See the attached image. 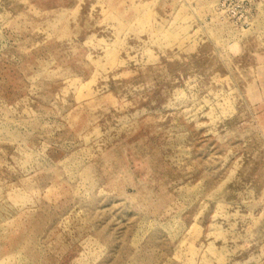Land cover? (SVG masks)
<instances>
[{
    "label": "rangeland",
    "instance_id": "1",
    "mask_svg": "<svg viewBox=\"0 0 264 264\" xmlns=\"http://www.w3.org/2000/svg\"><path fill=\"white\" fill-rule=\"evenodd\" d=\"M0 0V264H264V0Z\"/></svg>",
    "mask_w": 264,
    "mask_h": 264
},
{
    "label": "built area",
    "instance_id": "2",
    "mask_svg": "<svg viewBox=\"0 0 264 264\" xmlns=\"http://www.w3.org/2000/svg\"><path fill=\"white\" fill-rule=\"evenodd\" d=\"M227 1L228 0H222L220 3H219V9L221 10V12H225V13H228V10L229 8L227 7ZM245 1V0H244Z\"/></svg>",
    "mask_w": 264,
    "mask_h": 264
}]
</instances>
